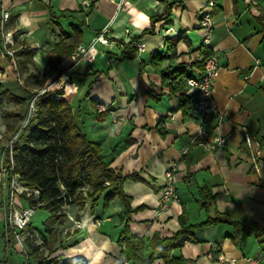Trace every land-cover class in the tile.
I'll return each instance as SVG.
<instances>
[{
  "label": "crops",
  "instance_id": "1",
  "mask_svg": "<svg viewBox=\"0 0 264 264\" xmlns=\"http://www.w3.org/2000/svg\"><path fill=\"white\" fill-rule=\"evenodd\" d=\"M253 1H217L212 10V51L204 52L200 44L205 33L199 21L207 0H177L174 4L172 0H0V92L24 99L26 92H36L59 76L65 79L59 98L67 101L78 126L98 145L105 163L123 177L136 174L142 180H126L122 185L131 200L130 208L140 209L131 215L132 236L170 238L180 230L178 218L183 212L191 226L227 214L231 222L245 228L237 243L230 238L235 230L229 224L199 229L193 233V242L171 252L172 257H182L183 264H221L218 254L233 264L264 257V236L253 232L264 228V82H260L264 77V0ZM84 3L90 7L85 8ZM168 6L170 23L159 22L153 35L138 39L144 45L140 59L130 54L119 61L121 42L128 44L140 36L150 28V20L163 15ZM3 13L8 14L6 21ZM103 31L105 43H97L90 51L94 60L85 58L74 66L69 49L89 47ZM176 36L180 40L171 54L166 40ZM5 50L12 52V57ZM154 54L166 58L157 68L150 64ZM208 54L215 57L219 70L212 88L217 112L207 128H216L226 140L225 146L212 152L199 143L191 144L197 124L188 107L180 109L181 93H166L161 82L167 67H187L194 77L203 69L200 58ZM98 65L107 66L111 73L101 75L103 68ZM29 68L38 79L32 91L17 84L26 82ZM90 77L97 79L96 84L82 101L84 81ZM245 134L260 147L256 163L244 146ZM166 172H171L179 196L176 205L160 202ZM8 183L2 172L0 264H38L35 257L81 264H141L119 258L116 239L123 211L117 199L106 210L102 197L94 211L92 204H86L74 215L83 229L67 233L58 243L47 233L35 231L31 219L27 230L37 235L35 244L29 238L23 243L9 242L5 230ZM200 188L214 198L206 211L201 208ZM27 202L22 199L18 204L26 209ZM50 245L54 247L50 249ZM27 246L36 251L32 253ZM150 254L144 252L143 263ZM209 254L214 260L207 258ZM152 264L164 262L155 260Z\"/></svg>",
  "mask_w": 264,
  "mask_h": 264
},
{
  "label": "trees",
  "instance_id": "2",
  "mask_svg": "<svg viewBox=\"0 0 264 264\" xmlns=\"http://www.w3.org/2000/svg\"><path fill=\"white\" fill-rule=\"evenodd\" d=\"M164 1L167 2L168 0ZM172 1L173 4L177 3V0ZM170 19L171 7L168 6L163 15L153 17L150 20V28L144 30L140 36L132 38L128 44L121 42L123 50L120 60H124L130 54L137 53L138 39L145 35H153L155 24L159 22L170 23ZM179 40L180 37L178 36L167 39V52L173 54L174 47ZM75 47L69 49L70 55ZM165 59L162 54H154L151 57L150 64L153 68H157ZM154 61L157 64H154ZM143 67L144 65L141 62V71ZM192 77L187 67H167L161 79L163 86L168 81L172 82L169 93H181L180 109L184 110L185 107H188L189 115V106L194 97L185 95L183 80ZM25 95L26 98L17 99L0 92V100L5 96L8 101L25 105L27 100L34 97L28 92ZM55 95L56 97H51V93L46 92L36 98L35 117L28 122L22 134L15 142H12L10 147L1 150L4 158L0 175L5 171L8 181H10L12 175H18L24 186L37 190L39 192L38 203L40 204L38 208L53 214L59 211L61 207L70 204L67 203V199L73 198L74 202H82L83 193H81V190L84 187L91 190L86 194V197L91 199V210L93 211L101 197L104 210L108 208L112 201L117 199L123 213L120 217L122 228L116 239V244L120 248L119 258L124 262L135 261L141 264H152L155 260H162L164 264H183L185 260L182 257H172L171 252L183 247L185 242H193L194 232L214 224L233 226L235 231L230 238L237 243L245 228L236 222H231L227 214H218L215 217H209L201 224L191 226L187 224V218L183 212L178 218L180 230L170 238L159 239L154 235L151 239H144L132 236L129 229L131 215L140 209L132 210L130 208L131 200L123 193L122 185L126 180L133 182H141L142 180L136 174L123 177L119 172L115 173L109 167V164L105 163L98 145L89 141L86 134L78 126L67 101L59 98L63 95V91H57ZM85 97H88V92ZM199 199L201 208L205 211L214 201L209 192L201 188L199 189ZM48 223L49 219L45 223V232L52 237V231L48 228ZM5 230L8 241H15L14 231L7 222ZM253 232L257 237L264 236V228H256ZM27 249L32 253L36 251L35 248L29 246H27ZM145 251L151 253L147 263H143ZM35 258L38 264H81L66 263L55 259L46 261L41 257Z\"/></svg>",
  "mask_w": 264,
  "mask_h": 264
},
{
  "label": "built area",
  "instance_id": "3",
  "mask_svg": "<svg viewBox=\"0 0 264 264\" xmlns=\"http://www.w3.org/2000/svg\"><path fill=\"white\" fill-rule=\"evenodd\" d=\"M218 0H207L206 6L200 11V21L199 26L204 31L205 35L201 40L200 48L204 52L212 51L211 47V31L213 29L212 24V10L215 7ZM254 3L253 0H250ZM85 8L90 7V3H84ZM2 19L6 21L8 19V14L3 13ZM169 32L168 30L166 31ZM164 32L165 34H167ZM106 40V31L101 32L97 37H95L89 47L78 46L70 55V59L74 66L78 65L80 61L87 58L89 62L94 60V56L90 55V51L94 48L97 43H105ZM137 59H140L139 54L144 51V45L138 43L137 45ZM4 53L12 57V52L4 51ZM204 62L203 69L192 78L184 79L185 85V95L189 97H194L191 102L190 115L195 120L198 130L191 140V144L199 143L206 151L212 152L216 149H219L226 144L225 138L219 136L216 132V128L209 130L207 128L208 122L216 114V105L212 97V88L217 77L219 66L217 60L212 55H209L206 58H200ZM257 64V62L255 63ZM62 78H58L52 83L58 91L63 90L64 83L61 81ZM260 82H264V77L260 78ZM172 86V82L168 81L165 85L166 93H169V90ZM50 87L45 88L41 93L35 95L31 99L28 108V117L27 122L35 117L36 106L35 100L38 96L49 92ZM53 95V93H52ZM244 146L250 152L252 157V162L256 163V159L259 156L260 147L257 144H254L249 134L244 135ZM12 144V142H11ZM255 146V149H253ZM12 164V162H11ZM5 172V171H4ZM6 173V172H5ZM166 181L162 187L160 193V202L164 206L166 205H176L179 203V196L176 192L172 174L171 172H166ZM39 192L37 190L29 189L20 182L18 175H12L9 181V191H8V200L6 204V211L8 217H6V222L13 229L15 240L18 243H23L27 238L32 237L33 231L27 230L29 221L34 214L36 207L40 206L38 203ZM22 199L30 201L33 204L28 206L26 209H22L18 204ZM217 261L221 264H233L234 261L231 260L229 263L223 259L221 254H218ZM209 260H214L212 255L207 256ZM246 264H264V257L258 255L254 258L245 259Z\"/></svg>",
  "mask_w": 264,
  "mask_h": 264
},
{
  "label": "rangeland",
  "instance_id": "4",
  "mask_svg": "<svg viewBox=\"0 0 264 264\" xmlns=\"http://www.w3.org/2000/svg\"><path fill=\"white\" fill-rule=\"evenodd\" d=\"M162 34H164L163 31L160 32L161 36H162ZM102 45H104V44H102ZM78 46H80V45H76V47H78ZM99 58L100 57L97 58V63L100 62ZM118 60L120 61V59H118ZM168 63L171 64L170 61ZM96 67H98L99 69L103 68L101 75H106L109 71L107 66L103 67L102 65H98ZM66 70H68V69H66ZM16 71L19 72V69L17 68ZM110 73H111V70L109 71V74ZM28 74L30 76L27 78L26 82H24L22 80V81H18L17 84L21 89L27 88L29 91H32L33 89H36V83H37L38 79L36 77L35 71L32 72L31 68L28 69L27 75ZM58 78H61V76L55 78L52 81V83L54 81H56ZM95 80H97V79L92 77L91 80L86 79L84 81V82H86L85 83L86 84V89H85L86 93L87 92L89 93L91 91V89L93 88V86L96 84ZM61 81L64 83V87H63V90H64L66 81L64 78L61 79ZM52 83L48 84L44 88H41L40 90L36 89V90H38L36 92L33 91V92H28V93L30 95L35 96V95H38L39 93H41L45 88L50 87L49 92L51 93V96H53L52 93H54L55 91L57 92L58 90L54 86H52ZM38 87L39 86H37V88ZM63 90H60V91H63ZM85 92H84L85 95H83L82 101L85 98H87V97H85L86 96ZM30 101L31 100H27L25 105H21L20 103L8 101L7 99H5V97H2V99L0 100V169L2 166L3 158H4L2 153H1V150L5 149L6 147H10L11 142H15L18 139V137L22 134L23 129L28 125V122L30 121L29 120L27 122L28 108H29L28 106H29ZM90 191H91L90 188L84 187L81 190V193H83V195H82L83 201L82 202H78V201L74 202L73 198H71L69 200L67 199V203H70L68 206H63L59 209V211H57L53 214H50L48 228L51 231H53L52 235H51L52 237H50V239L51 238L54 239L52 241H54L55 243H58L61 241V239L67 233L71 234V233H74L75 231H79V230L83 229L82 222L80 221V219L78 217H76L77 218L76 219L74 217V215H79V213L82 212V210L86 206V204H88V203L90 205L92 204L91 199L86 197V194L89 193ZM28 202H27L28 206H31L33 204L30 201H28ZM38 207H36L34 214L31 217V225L35 231L45 234L46 232H45L44 222L48 219L49 215L45 210H42ZM6 216L8 217V215H6ZM52 226H53V228H51ZM37 239H38V237L34 233H32V237L29 238V240H31V241L33 240L34 244H35V240H37ZM48 247L51 249L54 246L50 245Z\"/></svg>",
  "mask_w": 264,
  "mask_h": 264
}]
</instances>
